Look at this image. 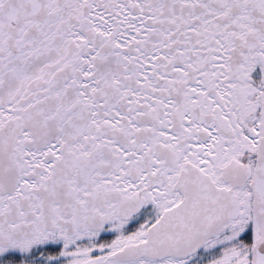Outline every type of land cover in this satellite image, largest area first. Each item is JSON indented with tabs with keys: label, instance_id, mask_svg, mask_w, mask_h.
Instances as JSON below:
<instances>
[{
	"label": "snow or ice",
	"instance_id": "1",
	"mask_svg": "<svg viewBox=\"0 0 264 264\" xmlns=\"http://www.w3.org/2000/svg\"><path fill=\"white\" fill-rule=\"evenodd\" d=\"M0 264H264V0H0Z\"/></svg>",
	"mask_w": 264,
	"mask_h": 264
}]
</instances>
